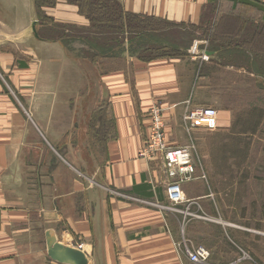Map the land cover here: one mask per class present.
Listing matches in <instances>:
<instances>
[{"label": "crops", "instance_id": "crops-1", "mask_svg": "<svg viewBox=\"0 0 264 264\" xmlns=\"http://www.w3.org/2000/svg\"><path fill=\"white\" fill-rule=\"evenodd\" d=\"M118 1L125 13L205 37L182 55L149 60L126 37L117 56L96 52L91 63L83 38L39 35L34 0H0V47L26 49L20 63L0 51V264H59L47 255L48 232L88 264H192L180 241L207 230L191 214L209 201L190 183L182 186L187 201L177 210L169 203L159 162L140 156L150 111L161 109L170 146L194 143L209 128L198 120L186 133L182 118L196 109L216 110L213 132H229L244 95L264 91V0ZM46 11L55 26L86 36L90 23L77 6L58 0ZM94 111L96 129L107 121L104 161L88 175L80 145Z\"/></svg>", "mask_w": 264, "mask_h": 264}, {"label": "rangeland", "instance_id": "rangeland-1", "mask_svg": "<svg viewBox=\"0 0 264 264\" xmlns=\"http://www.w3.org/2000/svg\"><path fill=\"white\" fill-rule=\"evenodd\" d=\"M57 2L58 0L40 1L41 7L36 11V19L41 27L39 35L52 39L85 38L82 29L67 27L65 32L63 28L53 24L52 19L46 15V10L54 9ZM168 33L175 38L172 46L184 47L179 49V53L185 51L192 40L202 39L204 36L201 32L189 33L186 27L173 28ZM182 34L184 39L181 38ZM110 38L105 34L100 35L94 43L103 48ZM123 41L126 48V38ZM99 48V56L108 53L107 49ZM25 50L21 46L0 47V51L14 54L16 63L25 59ZM117 51L120 49L113 50L112 54L117 56ZM93 53H96L94 49L92 53L85 52L83 57L93 63ZM4 81L8 84L5 78ZM243 100L244 111L236 114L235 126L229 132H213L214 129L205 127L198 140L193 143L194 164L198 175L203 173L206 179L191 184L199 183L203 186L209 203L204 212H194L191 215L203 220L201 222L207 225V230L195 232V240L185 243L189 248L202 246L207 249L209 258L204 264H264V91H260L258 97L246 94ZM103 107L104 103L99 101L98 108ZM97 115L100 120L101 114L92 112V120L87 121V133H83L90 136L89 141L80 145L87 154L82 153V170L84 173L88 172V175V169L101 165L104 161L102 128L106 127L107 121L104 120L103 125L99 123V128L96 129ZM102 116L106 119L105 113ZM76 146L79 150V145ZM235 240L239 242L237 247L234 246ZM183 242L180 241L181 251Z\"/></svg>", "mask_w": 264, "mask_h": 264}, {"label": "trees", "instance_id": "trees-1", "mask_svg": "<svg viewBox=\"0 0 264 264\" xmlns=\"http://www.w3.org/2000/svg\"><path fill=\"white\" fill-rule=\"evenodd\" d=\"M40 1L44 0H34L36 11L41 7ZM68 3L77 6L79 13L89 21L90 27L83 39L96 52H99V47L94 41L98 40L96 37L105 34L111 38L105 42L103 48L99 49H107L109 55L117 48L124 49L123 39L126 37L129 41H134L129 49L143 60L182 55L181 52L179 53L181 48L178 47L179 45L176 48L172 46L175 38L168 31L173 28H185L184 25H174L154 18L125 13L118 0H69ZM188 29L189 33L195 32L193 27ZM182 35L181 38L184 39L185 36ZM147 53L149 56H144Z\"/></svg>", "mask_w": 264, "mask_h": 264}, {"label": "built area", "instance_id": "built-area-1", "mask_svg": "<svg viewBox=\"0 0 264 264\" xmlns=\"http://www.w3.org/2000/svg\"><path fill=\"white\" fill-rule=\"evenodd\" d=\"M203 58L207 59L206 56ZM161 112L158 107H154L150 111V126L140 156L150 161L159 162L166 177L167 199L174 209L177 205L187 201L183 196V185L195 181H205L206 178L203 173L198 175L194 164V147L191 138L185 146H170L166 143ZM216 116L217 112L213 108L186 112L182 118L184 129L190 135L198 120L206 121L207 126L213 128ZM182 247L184 255L192 264H204L209 258V252L202 246L189 248L183 242Z\"/></svg>", "mask_w": 264, "mask_h": 264}, {"label": "water", "instance_id": "water-1", "mask_svg": "<svg viewBox=\"0 0 264 264\" xmlns=\"http://www.w3.org/2000/svg\"><path fill=\"white\" fill-rule=\"evenodd\" d=\"M36 21L32 25V30L36 35ZM132 41H128L130 44ZM46 249L48 257L59 264H88L87 257L78 249L62 245L56 241L55 236L48 232L46 234Z\"/></svg>", "mask_w": 264, "mask_h": 264}]
</instances>
